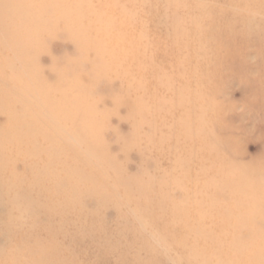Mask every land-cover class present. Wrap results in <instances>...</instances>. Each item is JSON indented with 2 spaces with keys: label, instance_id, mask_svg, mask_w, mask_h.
I'll use <instances>...</instances> for the list:
<instances>
[{
  "label": "rangeland",
  "instance_id": "374dc122",
  "mask_svg": "<svg viewBox=\"0 0 264 264\" xmlns=\"http://www.w3.org/2000/svg\"><path fill=\"white\" fill-rule=\"evenodd\" d=\"M36 1L39 2L42 0ZM45 1H47V4L42 5L39 3L36 5V8L43 7L46 10V16L48 18H44L45 16L36 18L32 25L35 26L33 29L38 32L34 37L33 31L29 30V33L35 39H31L33 42L29 48L24 50V53L26 57L33 58L34 56L36 58V64H33L32 67L34 69L40 68L43 78L50 80L51 83L54 82L55 77L47 70L49 64H54L58 69L64 70L67 74L66 81L65 77L59 76L58 78L63 79L67 85L77 83L75 81L77 75L72 71H76V66L80 62V59L81 63H84L83 70L80 73L85 80H89L88 77H90L89 75L86 77V72H88L86 68L92 63L99 61L98 59L101 61L98 72L102 71L104 73V70H110L114 62H118L123 72L132 73L137 79L143 77L138 70V62L143 56V46L141 42L138 43L135 40L141 33L151 41V47L154 49L153 55L155 58L153 62H155V68H151L149 72H157L162 76L159 79V81L161 80L159 85L149 83L147 86V90L149 89V91L146 92V95L152 91L154 93L156 87L158 94L163 96L168 95L169 91L178 88L175 82L172 85L167 84L164 77L171 79L179 75L181 73L179 66L185 68L192 80L199 79L205 71L204 77L211 81L207 91L201 90L196 99L197 105L204 101H210L214 110V120L212 123L207 124L208 127L204 131L205 133H199L198 126L195 123L198 116L197 105L193 108L194 110H191L192 113H190V117L184 125V130L175 126L176 123L172 118L169 120L161 118V115H165L167 112L172 115H177L178 112H181L180 110H174L172 108L168 110V108H165L166 105L157 114V107L155 109L152 106V109H154H150V111L152 115L157 114L155 120L159 121V126L157 125L159 129L155 131L157 134L155 136V145H158V148L154 145V148L156 147L157 149L150 153L151 149L148 147L144 151L145 153L141 154L133 149L137 141L134 139L137 137L146 138V135L151 133V127H149L150 124L147 123L148 121L142 120L140 114L137 112V110H140L139 106L141 108V105L138 103L135 105L137 94L134 88H129L126 103L112 102L106 95L107 93L104 97L98 98L108 83L102 81L99 77L94 78L95 83L89 80L92 83L91 86L93 85L94 88L92 94L87 98L88 103L83 104L84 106H88L89 112H85L84 115L86 118L80 117L76 119V124L82 127L80 131L81 135H78L80 134L78 133L76 136H72V138L75 140L82 135H86L88 137L87 139H90L92 142L91 151L106 153L111 158L112 164L109 170L107 168L104 171L102 165L96 163L89 152L86 153L85 150L78 148L77 151L79 152L77 153L84 158L82 163L83 172L77 174L80 181L81 178H84L81 181L82 189H90L91 187L100 188L101 186L99 185L110 183L109 175L112 168H118L126 175H124L125 178H128V176H139L140 178L146 179L150 176L158 188L172 190L174 187L173 184L166 180L168 177L172 179V175L176 176L178 174L177 176H180V169L183 168L182 165L178 167L175 165L176 168L171 167L174 165L171 164L172 161L170 160L173 151H175L174 155L179 156L184 161L186 157L181 152L187 149V145L193 143H197L198 145L200 142L205 143V141H209L212 143V146L208 150L209 156H206L203 163L213 165L212 161L214 160V167L219 168L220 171V174L214 177L218 178L224 171L226 172V170H221L224 166L236 171H231L232 176L228 182L231 185L229 189L231 196L226 199L228 201L227 205L243 203L245 200L244 194L251 189L253 190V187L255 188L256 183L246 180L243 174H241L245 169L246 171H256V174L262 177L263 186L260 192L250 199L252 202L249 204L248 209L250 211L248 212L250 213L249 217L251 220L264 222V62L262 61L264 54L261 53V48L264 47V38H261V41L255 43L253 41L255 33L249 32L252 22L258 25V30L261 32L264 31V0H250L251 6L248 8L240 3L239 0H154L153 2L151 0H144V3L139 6H137L138 2L136 0H120V4H115L111 0H92L90 4L91 8L79 10L76 14L81 25L79 26L80 29L84 28L87 30L83 34H79L77 31L78 28L75 27L69 26V28L64 29L65 26L60 25V21L63 15L62 11L65 10V7L56 6L54 0ZM151 3H153L152 6ZM167 3L180 6V14L186 20L182 23V29L187 33H192L197 29L187 21V12L195 7L200 8L198 14L200 20L199 37H201L203 42H206L209 48V57L206 58L207 61L215 63V66L206 65L207 61L204 58H191L186 51H182L177 55L178 63H174L169 59L164 62L160 61V58L163 57V54L171 46L167 36L166 26L161 22V20H165L167 24L170 20ZM20 9L19 6L16 7L12 4L6 5V14L13 22L8 23L6 21L5 25L10 26L13 30L19 29L20 27L19 23H17L22 16ZM48 22H52L53 27L60 26L50 31L49 28H46ZM228 25L230 27L226 28ZM216 32L221 33L220 37L223 38L214 42L213 38ZM223 33H229V35L224 36L222 35ZM193 36L194 33L190 37ZM78 39H81L82 43L84 42L83 45H78ZM5 40L0 33V58H7L8 56L5 55H9L8 53H10L5 50L8 47L4 45L6 44ZM97 44L102 45L108 52L100 56L101 58L95 49V45ZM2 46H5V49ZM14 65L18 66V63L14 61ZM30 77L33 76L30 75ZM22 78L25 81L28 79L27 76H22ZM118 82L124 84L126 82L125 77L118 76ZM61 86H65V84L63 83ZM113 86L116 88L118 84H113ZM44 87L45 92L48 90L51 93L50 85H45ZM189 89H193L192 83L189 84ZM60 96L66 98L68 95L62 93ZM3 97L0 98V103L13 101V99H8L5 95ZM40 97L41 95L35 93L34 98ZM168 98L170 99L171 95ZM76 104L73 103L72 107L81 108L80 105ZM149 104L151 103H147L145 107L147 105L150 106ZM41 109L35 103L31 107L29 114L35 115L37 112L39 115L43 111ZM16 111H19V109ZM18 114L14 115L18 116ZM5 123L6 117L0 114V128ZM62 127L66 133L74 134L72 133L74 130L68 128V125L62 124ZM132 131H134L135 135L131 134ZM184 132L193 136V143H189L182 138L181 135H184ZM34 137V135L31 136L29 143H37V137ZM146 143L149 145L151 143L152 145V141L148 140ZM120 145L123 147L121 148ZM191 147L195 146L191 145ZM177 151L179 152L176 154ZM154 153L161 154L158 162H153L155 161L153 157ZM169 153H171L170 156ZM150 154H153V156H150ZM208 165L202 170L203 174L207 173L209 169ZM202 166L199 163L193 164L195 170H197L196 168L201 170ZM9 167L15 174L23 175L27 172L24 170L21 156L10 162ZM0 171L5 174L6 169H1ZM215 173L217 174V172ZM233 173L235 174L233 175ZM3 174H0L1 180L5 179V175L3 176ZM90 174H93L91 176L92 179L88 177ZM201 181L202 179L198 176L197 181L194 180L193 183L198 182V188H202L200 187L202 185ZM214 181L218 182L216 179ZM238 182L240 183L238 184ZM212 187L214 193H216L215 197H217V193L220 192L219 188ZM2 195L3 193L0 194V201ZM216 199L219 200L220 198L217 197ZM93 205L92 200H89L86 201L85 207L87 210H90L93 208ZM255 209L258 210L255 211ZM7 211L8 207L0 202V225L7 219ZM19 214L27 217L25 211H22V213L19 212ZM41 215L42 213L40 212L34 213L30 221V227L39 234H41L42 227L48 224ZM100 217L102 218L101 232L103 233V238L97 237L93 233L95 237L90 240L82 239L77 249L71 248L67 244V239L64 242L62 241L64 249L68 250L63 254L65 264H71L72 262V264H78V261L83 264H134L132 262L134 258L138 260L155 258V264L189 263L188 257L192 254L188 253L187 250L183 251L185 248H175V246L178 244L181 246L186 244L193 246V238L188 240L185 237L187 233L180 232L183 226L182 224L187 222L189 217L192 218L190 213L167 218L165 234L170 237L165 240L160 236L161 231L151 225L143 226L140 222L136 221L130 209H118L113 204H108L103 208ZM68 219L63 226L59 224L58 220H51L48 225L49 229L53 231L62 226L68 236L76 234V228L79 223L75 217ZM251 228L241 231V240L248 237L256 238V235L261 234L264 237V226L255 228L251 226ZM216 229V234L226 233L230 236L235 232L223 226H218ZM137 231L140 232L142 238L137 244L138 247L139 245L141 247L139 252L132 250L134 246L132 245L133 233ZM41 236L44 237L43 234ZM11 237H14L15 240L10 241L11 246L9 251L11 253L9 257L11 262L8 264H28L20 262L25 254L20 249L21 240L17 241L15 236ZM6 240V236L3 233L0 234V252H2L1 249H6ZM29 244L37 250L42 246L36 244V242ZM220 244V239L212 242L213 247H219ZM255 244H257L256 246L258 248L255 246L252 248L245 241L239 245V250H250L249 252H251L250 257L241 256V258L243 257L245 259L243 264H264V239H260ZM191 246L190 249L192 250L193 247ZM123 249H130L131 252L124 257L121 253ZM229 250L225 257L222 256L223 253L220 251H216L214 255H210L208 252H199L201 254L197 256L198 264H222L221 260L223 257L226 264H235L236 256L232 252L231 247H229ZM69 252L74 254V260L69 255ZM133 253H136V257H133ZM256 256H258L259 262Z\"/></svg>",
  "mask_w": 264,
  "mask_h": 264
},
{
  "label": "bare ground",
  "instance_id": "6f19581e",
  "mask_svg": "<svg viewBox=\"0 0 264 264\" xmlns=\"http://www.w3.org/2000/svg\"><path fill=\"white\" fill-rule=\"evenodd\" d=\"M91 1L92 0H54L56 6L65 7V10L62 11L63 15L60 25L65 26L64 29L67 27L69 28V26L78 28L77 31L79 34H83V32L87 31L84 28L80 29L79 26L81 25L76 14L79 10L91 8ZM111 1L115 4L121 3L120 0ZM136 1L138 2L137 6L144 3V0ZM153 1L154 0H151V2ZM239 2L247 6V8L251 6L250 0H239ZM39 3L45 5L47 1L0 0V33L4 39H6V42L4 41L6 44L4 45L8 46L7 49H5V46L2 47L10 52L8 53L9 55H5L8 56L7 58H0V98H4L3 96L5 95L8 99H13L12 102L0 103V114L6 117L5 125L0 128V170L6 169L4 172L5 174L0 171V174H3V176L5 175V179H0V194L3 193L0 202L8 207L7 219L0 225V234L3 233L7 239L5 242L6 249H1L2 252H0V264H8L11 262L9 257L11 253V251H9L11 246L10 241L15 240V238L11 236H15L17 241L21 240L20 249H22L25 254L20 262L28 264H65L63 261V254L68 250L64 249L62 241L64 242V240L67 239V244L70 245L71 248L77 249L82 239H93L95 237L93 233L96 234L97 237L103 238V233L101 232L102 218L100 216L103 208L108 204H113L118 209H130L136 221L140 222L143 226L151 225L155 229L161 231L160 236L164 240L170 237L165 234L167 218L190 213L192 218L189 217L187 222L182 224L183 226L180 232H186L187 235L185 234V237L188 240L193 238V246L188 244L184 246L178 244L175 246V248H185L183 251L187 250L188 253L192 254L188 257V264H198L197 256L201 254L199 252H208L210 255H214L216 251H220L223 253L222 256L225 257L227 251H230L229 247H231L232 252L236 256V261L234 263L243 264L245 259L243 257L242 259L241 256L250 257L251 252H249L250 250H239V245L245 241V243H249L252 248L253 246L258 248L255 243L260 239H264L263 234L256 235V238L248 237L243 240L240 239L241 231L246 229L249 230L251 226L254 228L264 226V222L262 221H260V223L251 220L249 217L250 213L248 212L250 211L248 209L249 204L252 202L250 199L260 192L263 186V179L256 174V171H246L245 169L241 174H243L246 180L254 181L256 183L255 188L253 187V190L251 189L244 194L245 200L243 201L240 199L243 203L240 202L230 206L227 205L228 201H226V199L231 196L229 191L231 185L228 182L232 176L231 171L235 170L224 166L221 170H226V172L224 171L222 175L215 178L214 176L220 174V171L219 168L217 169L214 167L215 163L213 160V165L207 164L209 168L207 173H202V170L207 167L203 162L206 156H209L208 150L212 146L211 142H200L197 145V143H193V136L189 133L184 132L185 134L181 135L187 142L193 143L191 145L195 147L187 145V149L181 152L183 156L186 157L184 161L180 159L179 156L174 155L175 151H173L172 156H170L171 153H169L171 157L170 160L172 161L171 164H174L171 167L176 168V166L182 165L183 168H186L180 169V176H177L178 174L176 176L171 174L172 179L169 177L167 178L166 181L172 183L174 186L172 190L158 188L153 183L150 176L146 179L140 178L139 176H128V178H125V174L118 168H112L110 172L109 178L111 184L106 183L104 185H99L101 186L100 188L91 187L90 189H82L81 181H83L84 178H81L80 181L77 177L78 173L83 172L82 163L84 160V158L77 153L79 152L77 151L78 148L85 150L86 153L89 152V154L93 156L94 161L102 165L104 171H106L107 168L109 170L112 164L111 158L106 153L91 151L92 142L90 139H87L88 137L86 135H82L75 140L72 138V136H76L80 133L82 129L80 125L76 124V119L80 117L86 118L84 114L88 111V106H84L83 104L88 103L87 98L92 94L94 88L93 85L91 86L92 83H90L89 80L95 83L94 78L99 77L102 81L108 83L105 90L98 98L104 97L107 93L106 95L112 102L126 103L128 100L127 93L129 95V88H134L137 94L135 105L136 103L141 105V108L139 106L140 110H137V112L140 114L142 120L148 121L147 123H149V127H151V133L146 135V138L137 137L134 139L137 141L133 149L144 154V151H146L148 147L151 149L150 153L158 148V145H155V136H157L155 131L159 129L157 128V125L159 126V121L155 120V117H157V112L164 109L166 105L165 108H168V110L172 108L174 110H180L181 112H178L177 115H172L167 112L165 115L162 114L161 118L168 120L172 118L176 123L175 126L180 127L181 130L185 129L184 125L189 119L190 113H192L191 110H194L193 108L197 105L196 99L200 94L199 92L201 90L207 91L208 85H210L211 81L204 77L205 71L203 72V76L201 75L199 79L192 80L185 68L179 66L181 75L179 74L174 78H171L173 77L171 75V79L164 77L166 79V81H164L167 84L172 85L175 82L178 88L169 91L168 95L163 96L158 94L156 91L158 89L156 87L154 93L152 91L150 94L147 93L146 95V92L149 91V89L147 90L149 83L159 85L161 81H159V79H161L162 76L157 72H149L151 68H155V62H153L155 58L153 55L154 49L151 47V41L141 33L135 40L138 43L141 42L143 46V56L138 62V70L143 77L137 79L132 73L123 72L118 62H114L110 70H104V73H102V71L98 72V68L101 66V61L98 59L99 61L92 63L86 68V71H88L86 72V77L88 75L90 77H88L89 80H85L80 73L84 67V63H81L80 59V62L77 63L76 71H72L77 75V78H75L77 83L67 85L65 83L67 74L64 70L58 69L54 64H49L47 70L55 77L54 82L51 83L50 80L43 78L40 68L34 69L32 67L33 64H36V58L34 56L33 58L26 57L24 53V50L31 46L33 42L31 39L34 38L35 34L38 32L33 29L35 26L32 25L36 18L39 16L48 18V16H46V10L43 7L39 9L36 8V5ZM7 4H12L21 8L20 13L22 16L19 22H17L20 26L19 29L13 30L10 26L5 25L6 21L8 23L13 22L6 14ZM152 5L153 3H151V6ZM167 9L169 10L170 20L167 24L165 20H161V22L166 26L167 36L171 46L163 54V57L160 58V61L164 62L169 59L174 63H178L177 55L182 51H186L187 54L194 59L208 58L209 48L206 42H203L201 37H199L200 20L198 14L200 8L195 7L187 12V21L197 28L192 33H187L182 29V23L186 20H184L185 17L180 14V6L167 3ZM60 25L53 27V23L48 22L46 28H49L51 31ZM257 26L258 25L252 22L249 30L250 33H255L253 40L255 43L264 38V31L261 32L258 30ZM227 27H230V25L226 26V28ZM22 28H24V30H22ZM29 30L33 31L34 37L29 33ZM193 33L194 36L190 37ZM222 35L226 36L229 35V33H223ZM220 36L221 33L216 32L213 38L214 42L223 38ZM77 41L79 46L84 43H82L81 39ZM95 49L99 57L108 53L100 44L95 45ZM261 53L264 54V47L261 48ZM14 61L18 63V66L14 65ZM262 61L264 62V55ZM206 63V65L215 66V63L209 61ZM30 75L33 77H30ZM22 76H27L28 79L25 81ZM59 76L65 77V81L61 78L59 79ZM118 76L125 77L126 82L124 84L119 83ZM63 83L65 86H61ZM190 83L193 84L194 90L189 89ZM113 84H118V87L114 88ZM45 85L51 86L50 92L52 94L49 93L48 90L45 92ZM34 91L41 95V97L34 98ZM62 93L68 96L63 98L60 96ZM169 95H171L170 99L168 98ZM149 102L151 103L149 104L150 106L147 105V107H145ZM35 103L43 109V111L41 109L42 112L39 115L37 112L35 115L29 114L31 107H33ZM73 103H77L76 105H80L81 108H73ZM152 106L154 108L157 107V109L155 108L157 110V114L155 113V115H152L150 111ZM196 107L198 116L195 123L198 126L199 133L203 134L208 127L207 124L212 123L214 120V110L210 101H204ZM18 109L19 111H16ZM14 114H18V116ZM160 121L163 122L162 120ZM62 124L68 125V128L74 130L72 131L74 134L66 133ZM131 134L135 135L134 131H132ZM33 135L37 137V143L34 144L29 143ZM78 135H81V133ZM147 139L152 141V145L151 143L150 145L146 143L148 142ZM154 145L157 148H154ZM122 147L123 146H121V148ZM178 152L179 151H177L176 154ZM160 155L159 153H154V156L150 154V156L155 158L153 162H158ZM20 156L21 160L23 159L24 170L29 173L26 172V174L19 175L11 171L9 167L10 162L18 159ZM194 163H199L200 166H202L203 163L202 169L196 168L197 170H195L193 167ZM215 172H217V174ZM234 174L235 173H233V175ZM92 175L93 174H90L88 177L92 179ZM198 176L202 179V185L200 186L202 188H198V182L193 183L194 180L197 181ZM214 179L218 180V182L214 181ZM240 182H238V184ZM212 186L219 188L220 192L217 193V197L220 198L219 200L216 199V193H214ZM89 200H92L94 205L92 209L87 210L85 204L86 201ZM256 210L258 209H255V211ZM22 211L27 213V217H23L22 214H19V212L22 213ZM37 212L42 213L41 216L44 217V220L48 223L42 227L41 234L36 233V231L30 227L31 218L34 213L36 214ZM70 217H75L79 224L78 226L76 225V234L68 236L62 226ZM53 219L58 220L59 224H62V226L52 231L49 229L48 225ZM218 226L230 228L232 229L231 231L234 230L235 232L230 236L226 233L216 234L215 232ZM42 234L44 237L41 236ZM18 238L20 239L18 240ZM132 238V245H134L132 250L139 252L141 247L140 245L138 247L137 244L142 239L140 232L137 231L133 233ZM218 239L221 240L220 246L213 247L212 242ZM32 242H36V244L42 246L37 250L29 244ZM190 246L193 247L192 250ZM129 252H131L130 249L121 250L124 257L127 256ZM69 255L72 258L74 257V254L70 252ZM134 256L136 257V253H133V257ZM224 257L221 260L222 264H226ZM256 258L258 260V256H256ZM74 259L75 258H73V260ZM154 260L155 258H147L145 260L134 258L132 262L134 264H155ZM78 264L83 263H79L78 261Z\"/></svg>",
  "mask_w": 264,
  "mask_h": 264
}]
</instances>
